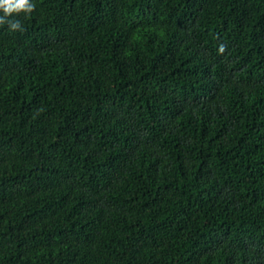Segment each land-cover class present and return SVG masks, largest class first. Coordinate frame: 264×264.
<instances>
[{
	"label": "trees",
	"instance_id": "16d2710c",
	"mask_svg": "<svg viewBox=\"0 0 264 264\" xmlns=\"http://www.w3.org/2000/svg\"><path fill=\"white\" fill-rule=\"evenodd\" d=\"M30 2L0 21V264H264V0Z\"/></svg>",
	"mask_w": 264,
	"mask_h": 264
},
{
	"label": "clouds",
	"instance_id": "9594fccd",
	"mask_svg": "<svg viewBox=\"0 0 264 264\" xmlns=\"http://www.w3.org/2000/svg\"><path fill=\"white\" fill-rule=\"evenodd\" d=\"M32 8L33 3L30 0H0V11L4 14L0 16V21H4V18L9 13L19 12L20 10H24L27 13ZM8 23L12 29L20 27L18 20H9Z\"/></svg>",
	"mask_w": 264,
	"mask_h": 264
}]
</instances>
